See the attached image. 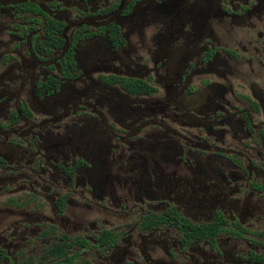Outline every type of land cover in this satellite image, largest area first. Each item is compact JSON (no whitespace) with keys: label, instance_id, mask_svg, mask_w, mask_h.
Masks as SVG:
<instances>
[{"label":"flooded vegetation","instance_id":"flooded-vegetation-1","mask_svg":"<svg viewBox=\"0 0 264 264\" xmlns=\"http://www.w3.org/2000/svg\"><path fill=\"white\" fill-rule=\"evenodd\" d=\"M0 264H264V0H0Z\"/></svg>","mask_w":264,"mask_h":264}]
</instances>
